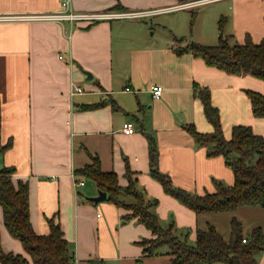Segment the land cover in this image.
<instances>
[{"label": "crops", "instance_id": "obj_1", "mask_svg": "<svg viewBox=\"0 0 264 264\" xmlns=\"http://www.w3.org/2000/svg\"><path fill=\"white\" fill-rule=\"evenodd\" d=\"M195 1L205 2L139 19L0 21V169L14 167V183H29L36 233H49L48 218L60 221L75 264H171L167 249L143 255L140 242L152 232L136 219L124 222L127 210L107 199L89 200L100 189L75 171L92 164L93 157L103 172L116 173L122 186L131 171L146 197L157 201L154 211L161 224L173 223L191 243L198 229L209 226L229 241L233 218L241 222L244 237L255 228L264 234V207L198 214L167 194L150 172L153 140L158 168L176 187L203 195L217 190L215 180L234 183L225 158L208 156L209 146L197 145L184 128L192 124L200 133L213 131L194 85L209 90L230 139L235 125L251 126L264 137V118L254 115L247 93L264 94V81L229 74L176 48L191 42L217 45L221 38L242 44L248 35L256 43L264 41V0H71V6L78 13L160 11ZM61 3L0 0V15L55 13ZM186 9H192L190 25L170 15ZM72 83L84 92L72 95ZM154 85L164 89L159 98L150 91ZM126 122L134 123L133 134L122 131ZM0 241L6 253L29 258L8 232L1 205ZM257 264H264V251Z\"/></svg>", "mask_w": 264, "mask_h": 264}, {"label": "trees", "instance_id": "obj_2", "mask_svg": "<svg viewBox=\"0 0 264 264\" xmlns=\"http://www.w3.org/2000/svg\"><path fill=\"white\" fill-rule=\"evenodd\" d=\"M196 14L192 15V24ZM223 28V19L220 20ZM178 54L192 53L203 59L209 66L221 69L229 74H248L264 81V41L254 42L249 35L242 44L231 45L227 38H221L217 45H203L191 42L176 48ZM253 113L264 118V94L248 90ZM194 94L203 103L207 120L213 126L210 133L198 132L194 125L184 128L191 134L197 145H208V156L221 155L233 170L234 183L227 185L215 180L217 190L203 195L176 187L171 177L158 168V151L151 140L150 172L158 180L167 194L178 199L183 205L196 213L234 212L242 206L264 207V137L256 133L251 126L235 125L230 139L224 136L219 109L212 103L211 94L206 88L194 85ZM116 108V106H114ZM1 119V113H0ZM8 147L4 146L2 149ZM14 167L0 169V205L3 209L4 223L8 232L20 240L29 258L23 254L6 253L0 241V264H75L68 240L59 220L48 218V234L35 232L30 219L29 183L13 181ZM77 176L92 179L98 188L107 193V201L128 213L122 215L127 222L136 219L151 232L152 238H144L140 244L144 247V256H157L160 250L168 246L166 252L171 264H257V256L264 251V234L261 228H255L243 241L241 222L231 220V237L227 241L214 226L207 230H197L194 243L181 239L176 226L171 223L163 226L155 213L156 200L146 197L132 172H127L129 183L122 186L114 172H103L100 161L93 157V163L75 171ZM99 264H107L100 261Z\"/></svg>", "mask_w": 264, "mask_h": 264}, {"label": "built area", "instance_id": "obj_3", "mask_svg": "<svg viewBox=\"0 0 264 264\" xmlns=\"http://www.w3.org/2000/svg\"><path fill=\"white\" fill-rule=\"evenodd\" d=\"M205 1H195L186 4H180L168 9H163L160 11H108V12H95V13H78L72 9L71 0H62V9L55 13H31V14H21V15H0V21H27V22H63L69 21L74 22H95L100 20H115V19H139L152 16L157 13L166 11H177L189 7H195L197 5L203 4ZM130 91V88H126ZM163 87L160 85H154L151 87V92L153 97L159 98L163 93ZM84 92L83 88L72 83L71 94H79ZM122 131L125 134H133L136 131L133 122H126L123 125ZM77 184L84 185V181H78ZM246 242V237L243 239Z\"/></svg>", "mask_w": 264, "mask_h": 264}, {"label": "rangeland", "instance_id": "obj_4", "mask_svg": "<svg viewBox=\"0 0 264 264\" xmlns=\"http://www.w3.org/2000/svg\"><path fill=\"white\" fill-rule=\"evenodd\" d=\"M191 11H192V9H186L184 11H178L175 13H171L170 15H176V16H174L175 19L179 22H183V25H190L189 21H190ZM0 111H1V109H0ZM177 234H178V236H180L181 239H185V236L183 237L179 231L177 232ZM188 242L191 243V241H188ZM162 249L169 250L168 246H164V247H162Z\"/></svg>", "mask_w": 264, "mask_h": 264}, {"label": "water", "instance_id": "obj_5", "mask_svg": "<svg viewBox=\"0 0 264 264\" xmlns=\"http://www.w3.org/2000/svg\"><path fill=\"white\" fill-rule=\"evenodd\" d=\"M88 76H91L88 72L86 73ZM107 199V193L105 191L99 190L98 195L95 197H89V200L94 202L95 204L102 202Z\"/></svg>", "mask_w": 264, "mask_h": 264}]
</instances>
